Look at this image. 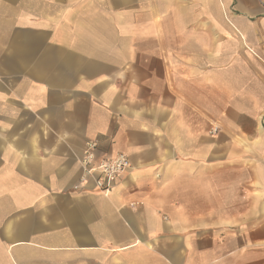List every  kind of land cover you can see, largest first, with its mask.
Segmentation results:
<instances>
[{
    "label": "crops",
    "instance_id": "crops-1",
    "mask_svg": "<svg viewBox=\"0 0 264 264\" xmlns=\"http://www.w3.org/2000/svg\"><path fill=\"white\" fill-rule=\"evenodd\" d=\"M0 264H264V0H0Z\"/></svg>",
    "mask_w": 264,
    "mask_h": 264
},
{
    "label": "built area",
    "instance_id": "built-area-1",
    "mask_svg": "<svg viewBox=\"0 0 264 264\" xmlns=\"http://www.w3.org/2000/svg\"><path fill=\"white\" fill-rule=\"evenodd\" d=\"M97 143H85L80 165L82 177L80 184L92 183L93 188L101 195L107 196L119 177L129 169V160L125 154L118 153L109 159L95 158Z\"/></svg>",
    "mask_w": 264,
    "mask_h": 264
},
{
    "label": "rangeland",
    "instance_id": "rangeland-1",
    "mask_svg": "<svg viewBox=\"0 0 264 264\" xmlns=\"http://www.w3.org/2000/svg\"><path fill=\"white\" fill-rule=\"evenodd\" d=\"M84 150V149H83Z\"/></svg>",
    "mask_w": 264,
    "mask_h": 264
}]
</instances>
